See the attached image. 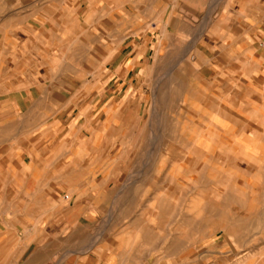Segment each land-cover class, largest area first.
Masks as SVG:
<instances>
[{
    "label": "crops",
    "instance_id": "0c3cea01",
    "mask_svg": "<svg viewBox=\"0 0 264 264\" xmlns=\"http://www.w3.org/2000/svg\"><path fill=\"white\" fill-rule=\"evenodd\" d=\"M66 6L120 35L0 29V264H264V0Z\"/></svg>",
    "mask_w": 264,
    "mask_h": 264
},
{
    "label": "rangeland",
    "instance_id": "374dc122",
    "mask_svg": "<svg viewBox=\"0 0 264 264\" xmlns=\"http://www.w3.org/2000/svg\"><path fill=\"white\" fill-rule=\"evenodd\" d=\"M80 1L85 0H0V29H4L3 27L12 23L24 24L28 22V18L31 20L35 19L38 24L43 22L45 26H48V30L50 28L49 32H54L50 35L48 34V40L51 43L55 42L54 45L57 46L59 36L57 37L56 33L57 30H60V24H62L63 20L66 26L65 29L69 31L72 29L73 20H80V39L76 38L77 42L74 44L73 41L68 43L66 35L64 54L65 58L70 54L75 55L74 59L79 61L82 72H85L80 75L81 83H87L88 74H86V70L90 65L89 63H93L91 65L96 63L97 66L104 65L105 60L100 57L99 48L106 42V32H111L113 38H117L120 35L123 22L120 10L112 9L114 6H66L68 3L71 5L77 3L79 5ZM131 12L133 14L131 17L129 16V19L135 18L137 14L142 15L144 13L136 8ZM151 13V11L146 10L144 14L148 16ZM28 42L29 58L32 56L33 49L31 48L32 42L30 39ZM113 44L115 45V42ZM68 45H71L73 49L67 47ZM94 45L97 47L96 58L89 57L90 50ZM80 96L87 98V90L81 91Z\"/></svg>",
    "mask_w": 264,
    "mask_h": 264
}]
</instances>
